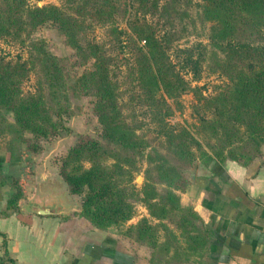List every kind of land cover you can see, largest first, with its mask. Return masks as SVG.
I'll return each mask as SVG.
<instances>
[{
    "label": "trees",
    "instance_id": "1",
    "mask_svg": "<svg viewBox=\"0 0 264 264\" xmlns=\"http://www.w3.org/2000/svg\"><path fill=\"white\" fill-rule=\"evenodd\" d=\"M161 1L64 0L59 7L0 0V39L17 40L24 32L51 21L75 50L78 64L93 59L91 68L74 76L69 74L72 65L41 45L30 59L32 65L29 60L0 57V150L14 159L19 158L22 144L40 151L34 139L59 134L60 122L54 117L68 111L67 92L93 96L101 126L99 137L80 135L60 159L59 167L68 193L82 195L79 216L95 228L119 227L134 216L135 203L140 202L148 217L131 225L127 235L132 233L138 242L179 255L149 258L150 264H192V256L206 247V231L197 213L180 203L179 193L188 184L184 171L200 159H230L246 166L264 149V0H199L200 17L210 23L209 42L175 48L176 62L169 55L173 27L160 32L158 23L147 19V15L166 17L164 24L171 25L178 0ZM121 10L125 30L116 25ZM93 22L108 26L120 47L121 36L129 33L125 46L131 47L133 57L128 68L140 88L139 101L145 102L160 127L154 136L138 133L140 126H132L121 111L113 57L103 44L86 37ZM35 67L36 88L24 92L22 83ZM205 69L221 77L214 93L199 94L196 105L197 132L214 140L206 147L186 129L167 123L170 109L165 98L185 91L181 71L199 80ZM67 77H74L71 84ZM2 110L12 112L14 121H8ZM142 162L146 163L143 170ZM141 170L144 180L138 188L133 180ZM5 181L13 192L0 207V217L18 212L23 198L16 178ZM170 217L175 218L179 234L163 223ZM159 226L169 236L162 242H157Z\"/></svg>",
    "mask_w": 264,
    "mask_h": 264
},
{
    "label": "crops",
    "instance_id": "2",
    "mask_svg": "<svg viewBox=\"0 0 264 264\" xmlns=\"http://www.w3.org/2000/svg\"><path fill=\"white\" fill-rule=\"evenodd\" d=\"M56 141L18 159L0 150V207L13 192L6 178L23 192L18 212L0 217V264H135L110 232L75 213ZM180 195L206 231L202 258L192 264H264V149L246 166L230 159L197 165ZM45 208L51 212L39 213Z\"/></svg>",
    "mask_w": 264,
    "mask_h": 264
},
{
    "label": "rangeland",
    "instance_id": "3",
    "mask_svg": "<svg viewBox=\"0 0 264 264\" xmlns=\"http://www.w3.org/2000/svg\"><path fill=\"white\" fill-rule=\"evenodd\" d=\"M28 2L31 5L42 6L45 4H53L62 7L64 0H28ZM161 2H163V0ZM200 6L201 2L199 0H178L176 11L170 16L171 25L167 23L164 24L166 17L158 18L155 15H147V19L153 24L158 23L157 26L158 29L161 30L160 32H164L166 28L171 29V27H173L175 36L172 37L173 47L170 49L169 55L175 62V48H183L198 41H202L206 44L209 42L207 34L210 28V23L201 19ZM124 15L125 14L122 10L116 15V25L125 30L126 24ZM86 33L88 39L103 44L107 53L113 57L112 67L120 87L119 103L126 120L134 127L140 126L138 133L154 136V132H157L160 127H158V123L152 119L147 106L144 105L145 102L139 101L137 93L140 91V88L135 80V75L130 73L128 68L133 57L131 47L125 46L127 45L128 37L130 38V36H128L129 33L126 32L121 36L122 47L117 44L113 34L110 33L108 26L99 24L95 25L93 22L92 27L87 30ZM39 45L43 46L45 50L56 56L58 59H61L64 63L66 62L68 65H72L69 66L70 75H80L83 71L92 66L93 59L88 60L85 64L77 63L75 50L66 43V38L63 33L59 31L56 24L51 21L46 22L31 31L24 32V34H22L17 40L0 39V57H3L5 60L15 61L21 59L25 61L29 60L30 62V59H33L36 56V52L38 51L36 46ZM208 48H211V46H208ZM209 61L210 65L211 59ZM181 75L185 80L186 89L178 96L168 97L165 95L170 109V114L166 116V121L169 125L178 129H186L206 147L208 143L214 142V140L210 139L209 135L205 136L204 134L197 132L196 127L198 123L196 105L198 103L199 94L202 96H208L214 93L216 89L215 87L221 83V77L217 73L207 72L206 69L199 80H194L189 73H185L184 71H181ZM73 78L67 77V83L71 84ZM38 80L39 77L36 68L35 70L30 71L28 78L22 83L23 91H34ZM67 93L68 111L59 117H54L60 122L59 134L47 138L37 137L34 139V141L41 147V150L43 144L47 146L53 140H57L55 142L56 147H59L57 152V154L59 153V156L57 157L61 156V158L66 154L64 152L65 154L63 155L64 147H71L80 135L98 138L101 131V126L93 109L95 98L91 95H72L70 91ZM163 110L164 109H162L161 112H163ZM2 114L8 121H14L12 112L2 110ZM27 136L31 137L32 135L27 134ZM18 150L19 149L17 148V151ZM23 150L31 151L26 148V144L21 145L19 152L21 153ZM40 151L34 153L39 154ZM53 157L55 156L52 155V158ZM207 163L210 162L205 159L197 160L184 171L188 183L191 175L196 172V166ZM145 166L146 163L142 162V170ZM142 170L135 175L133 180L138 188L141 187L144 180ZM181 193L182 192H180L179 195ZM72 196H74L72 200L73 204H78L77 209L80 210L82 195L74 194ZM180 203L183 207H190L186 206L185 203H182L181 195ZM78 212L75 213L78 214ZM143 217H148V211L142 203L136 202L135 214L130 220L119 227H111L106 230L112 234L111 237L116 239L118 246L122 250L129 252V254L135 258V264H150L149 258H155L156 260H158L157 258H179V255L165 253L160 248L153 247L150 243L134 240L132 233H130L131 236L127 235L129 227L136 224ZM152 222L153 224H156V221ZM163 223L168 225L174 233L179 234L181 232L180 229L174 226V217L166 218ZM197 224L200 226L198 222ZM162 230V227L159 226V230L157 231V242H162L169 237L168 234ZM181 240L184 242L183 236H181ZM203 253L204 249L201 252L194 254L192 260L194 258H202Z\"/></svg>",
    "mask_w": 264,
    "mask_h": 264
},
{
    "label": "water",
    "instance_id": "4",
    "mask_svg": "<svg viewBox=\"0 0 264 264\" xmlns=\"http://www.w3.org/2000/svg\"><path fill=\"white\" fill-rule=\"evenodd\" d=\"M49 212L51 211L47 208L39 210V213H49Z\"/></svg>",
    "mask_w": 264,
    "mask_h": 264
}]
</instances>
